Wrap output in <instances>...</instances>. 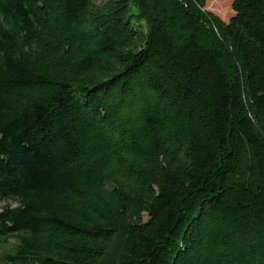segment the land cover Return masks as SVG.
I'll use <instances>...</instances> for the list:
<instances>
[{"label": "trees", "instance_id": "obj_1", "mask_svg": "<svg viewBox=\"0 0 264 264\" xmlns=\"http://www.w3.org/2000/svg\"><path fill=\"white\" fill-rule=\"evenodd\" d=\"M204 6L0 0L4 264H264V0Z\"/></svg>", "mask_w": 264, "mask_h": 264}, {"label": "rangeland", "instance_id": "obj_2", "mask_svg": "<svg viewBox=\"0 0 264 264\" xmlns=\"http://www.w3.org/2000/svg\"><path fill=\"white\" fill-rule=\"evenodd\" d=\"M230 5L231 0H205V6L203 9L210 11L223 21H227L233 13ZM5 203H10L12 206L16 205L15 202L11 201L3 202L2 204ZM11 242L12 239H9L7 243H0V264H4V255L9 251Z\"/></svg>", "mask_w": 264, "mask_h": 264}]
</instances>
